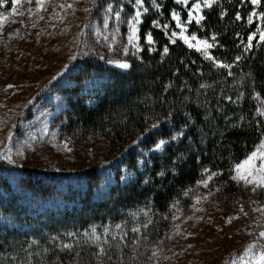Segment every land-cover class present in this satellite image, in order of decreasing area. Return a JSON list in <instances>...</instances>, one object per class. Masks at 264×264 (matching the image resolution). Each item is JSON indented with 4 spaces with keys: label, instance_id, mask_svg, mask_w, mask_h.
I'll use <instances>...</instances> for the list:
<instances>
[{
    "label": "trees",
    "instance_id": "obj_1",
    "mask_svg": "<svg viewBox=\"0 0 264 264\" xmlns=\"http://www.w3.org/2000/svg\"><path fill=\"white\" fill-rule=\"evenodd\" d=\"M159 1L162 9L143 17V48L130 57L128 70L95 61L93 51L78 57L79 79L108 75L112 81L94 105L78 87L65 89L68 107L53 122L58 134L84 144L100 136L110 159L127 152L124 161L137 177L118 183L97 200L93 191L101 185V176L97 166H91L84 170L89 187L80 206L34 217L16 204L27 196L71 199L78 191L60 193L28 160L19 168L14 188L4 173L14 166L0 159V187L9 194L0 197V211L30 225L26 230L0 229V264L185 263L188 248L179 244L172 250L177 238L174 220L178 212L191 208L203 181L223 190L227 206L246 202L256 211V200L247 199L251 189L234 179L237 166L264 141V40L249 46L258 26L252 20L256 7L251 0H216L206 8L202 20L189 25L191 34L212 42L211 56H206L180 39L172 41L154 24L162 15L174 28L171 14L178 6L174 0ZM258 10L264 16V0ZM149 33L153 43L147 41ZM154 124L158 131L146 144L156 137L179 140L152 155L148 168L139 170L137 154L130 148ZM228 255L219 253L217 264H229Z\"/></svg>",
    "mask_w": 264,
    "mask_h": 264
},
{
    "label": "rangeland",
    "instance_id": "obj_2",
    "mask_svg": "<svg viewBox=\"0 0 264 264\" xmlns=\"http://www.w3.org/2000/svg\"><path fill=\"white\" fill-rule=\"evenodd\" d=\"M174 1L178 6L171 14L174 28L164 22L162 15L154 24L164 29L172 41L185 42L183 37H188L185 42L188 46L191 43L193 48L211 56L212 42L191 34L189 25L202 20L204 10L216 0ZM261 1L253 3L256 9L252 20L257 21L258 26L250 36V45L261 41L264 35V16L258 10ZM197 4L199 9L195 8ZM162 7L159 0H143L140 5L135 0H18L15 3L0 0V159L14 166L4 173L15 188L20 179L19 168L28 160L48 175L47 179L60 193L78 191L71 199L59 195L35 200L27 196L16 204L19 210L35 217L48 211L60 212L80 206L89 187L84 170L91 166H97L101 176V185L93 191V198L97 200L104 199L118 183L125 184L137 177V171L124 161L127 152L110 159L108 144L100 136L90 137L84 144L58 134L53 122L68 107L65 89L78 87L79 94L87 96L85 101L94 105L101 89L112 81L108 75L79 79L81 61L78 57L93 51L98 56L95 61L121 71L128 70L130 67L121 68L119 64L131 65L130 57L142 51L143 17ZM137 10L141 12L139 23L133 20ZM174 14L179 16V21ZM134 23L135 39L130 40ZM201 41H207L211 47L205 48ZM158 128V124L151 126L130 148L137 154L139 170L148 168L152 155L162 154L167 146L179 140L178 137H156L146 144V139ZM161 140L165 143L158 148ZM261 145L264 141L255 151L257 156L247 165L242 162L239 172L236 168L235 173V180L251 189L252 194L248 192L247 199L256 200V211L246 202L227 206L219 186L201 182L191 208L185 213L178 212L174 220L173 236L177 238L172 240L176 244L172 250L184 244L189 251L186 262L178 264L194 261L217 264V255L223 252L230 254L229 264H264L261 260L264 255V236L261 235L264 233V198L260 195L264 194V186L258 182L261 173L255 171L264 165ZM82 162L85 166L80 165ZM247 173H252L248 179H256L257 183L240 179ZM8 195V191L0 187V197ZM29 228L23 220L0 211V229Z\"/></svg>",
    "mask_w": 264,
    "mask_h": 264
},
{
    "label": "snow or ice",
    "instance_id": "obj_3",
    "mask_svg": "<svg viewBox=\"0 0 264 264\" xmlns=\"http://www.w3.org/2000/svg\"><path fill=\"white\" fill-rule=\"evenodd\" d=\"M13 2L14 3L15 2H18V0H13ZM135 2H136L137 5H140V4L143 3V0H135ZM181 2H184V0H181ZM259 2H260V0H253V3H259ZM199 7H200L199 4L195 5V8L196 9H199ZM13 11H15V10L13 9ZM145 11H146V9H145ZM116 15L119 16V13H117ZM140 16H141V12L139 10H137L135 12V16L133 17V20L136 21V23H139V17ZM174 18L177 21H179V16H176L174 14ZM197 22H199V21H197ZM132 28H133V36L130 37V40L131 39H135V31H136V24L135 23L132 25ZM183 39L187 43L189 38L188 37H183ZM192 39H195V37H193ZM213 39H215V37H213ZM147 40H148L149 43H153L152 36H151L150 33L147 35ZM261 40H264V35L261 36ZM201 43L205 46V48L211 47V45H209L207 41H201ZM193 46L194 45H192L191 43H189V47H193ZM249 46H251V45L249 44ZM164 51L167 52V48H165ZM237 59H239V57H237ZM119 66L121 68H128V67H130V65L127 64V63H121V64H119ZM221 66L222 67H226V68L229 67V65H226V64H222ZM154 127H155V125H154ZM164 143H165V141L161 140L157 144V147L158 148L159 147H162L164 145ZM261 147L264 148V145H261ZM256 156H257V154L256 153H253V155L251 157H249V159L244 162L245 165L249 164L250 161L253 158H255ZM261 158H264V157H261ZM240 167H242V166H240V165L237 166V171L238 172H239ZM255 171H258V172L261 173V175L258 178V182H259V185L264 186V165H261L260 167L256 168ZM249 175H252V173H247L246 175L240 176V179L245 180L246 183H257V180L256 179H248V176ZM234 179H235V177H234ZM261 235L264 236V233H261ZM261 260L264 261V255L261 256Z\"/></svg>",
    "mask_w": 264,
    "mask_h": 264
},
{
    "label": "bare ground",
    "instance_id": "obj_4",
    "mask_svg": "<svg viewBox=\"0 0 264 264\" xmlns=\"http://www.w3.org/2000/svg\"><path fill=\"white\" fill-rule=\"evenodd\" d=\"M171 38V37H170Z\"/></svg>",
    "mask_w": 264,
    "mask_h": 264
}]
</instances>
